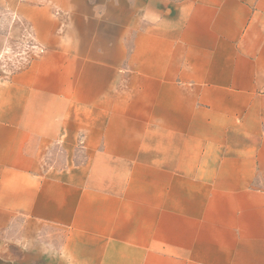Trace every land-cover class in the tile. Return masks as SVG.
<instances>
[{
  "label": "crops",
  "instance_id": "crops-1",
  "mask_svg": "<svg viewBox=\"0 0 264 264\" xmlns=\"http://www.w3.org/2000/svg\"><path fill=\"white\" fill-rule=\"evenodd\" d=\"M0 264H264V0H0Z\"/></svg>",
  "mask_w": 264,
  "mask_h": 264
},
{
  "label": "rangeland",
  "instance_id": "rangeland-1",
  "mask_svg": "<svg viewBox=\"0 0 264 264\" xmlns=\"http://www.w3.org/2000/svg\"><path fill=\"white\" fill-rule=\"evenodd\" d=\"M23 50L14 48L7 52L6 58L0 59V77L4 74V71L8 69H16L20 64L24 62Z\"/></svg>",
  "mask_w": 264,
  "mask_h": 264
}]
</instances>
